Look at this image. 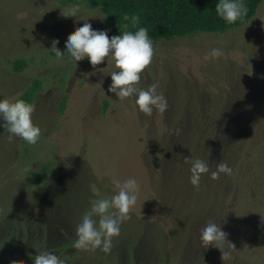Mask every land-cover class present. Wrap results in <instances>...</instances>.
<instances>
[{
	"label": "rangeland",
	"instance_id": "1",
	"mask_svg": "<svg viewBox=\"0 0 264 264\" xmlns=\"http://www.w3.org/2000/svg\"><path fill=\"white\" fill-rule=\"evenodd\" d=\"M72 5L78 15L63 16ZM85 22L122 35L86 0H0V100L14 102L42 82L30 103L42 131L35 145L9 142L0 117V264H34L43 252L71 264H264V0L241 27L154 44L138 87L158 84L168 107L151 117L135 95L121 101L109 91L118 71L111 57L93 68L67 53L69 35ZM213 48L224 57L208 56ZM19 58L27 65L15 71ZM196 159L211 171L226 163L233 175L205 174L197 190ZM113 177L140 185L131 219L110 253L75 249L90 202L115 195ZM209 220L228 234L226 261L219 248L202 247Z\"/></svg>",
	"mask_w": 264,
	"mask_h": 264
},
{
	"label": "clouds",
	"instance_id": "2",
	"mask_svg": "<svg viewBox=\"0 0 264 264\" xmlns=\"http://www.w3.org/2000/svg\"><path fill=\"white\" fill-rule=\"evenodd\" d=\"M216 13L228 24L242 20L248 14V7L243 0H219L216 5ZM80 12L79 5H72L67 10L62 9L65 17L77 16ZM124 20H130L133 27L139 24L140 17L133 15L124 16ZM58 40L53 41L52 48L56 49V57L62 60L64 53L56 45ZM67 53L77 62L85 57L89 58L95 68L105 58L111 57L115 61L118 71L111 72L112 84L109 91L115 93L119 100L136 96V104L139 110L151 117L154 110L164 112L167 110V100L157 93L158 84L153 83L147 89L138 87L141 74L150 67L154 57L153 41L149 37L148 29L138 27L132 31H123L122 35L108 36L107 30H94L90 23L85 22L75 32L69 35L66 41ZM220 48H213L208 56L214 59L224 57ZM205 57V59L208 58ZM35 105L24 100L11 102L9 99L0 100V117L4 120V128L9 133V142L14 137H19L30 145H35L42 135L41 128L34 124L32 114ZM191 184L199 189L203 175L210 173L213 180L220 179L221 174L233 175V170L226 163H219L215 171H211L208 164L203 160L196 159L190 169ZM115 195L111 199H94L90 202V208L76 226L74 247L77 250L96 251L97 249L110 253L113 247L112 241L120 236L122 223L131 219V211L135 207L140 185L135 179L129 178L123 182L115 177L112 178ZM95 191V190H94ZM98 195V193H97ZM115 209V211H109ZM93 217H99L98 221ZM264 218V215H262ZM228 234L221 226L209 220L201 229L200 240L202 247L219 248L222 252V260L230 258V251L223 247ZM229 247L235 249V245L229 242ZM11 264H23V261H12ZM34 264H66L57 254L51 252L39 253L34 257Z\"/></svg>",
	"mask_w": 264,
	"mask_h": 264
},
{
	"label": "trees",
	"instance_id": "3",
	"mask_svg": "<svg viewBox=\"0 0 264 264\" xmlns=\"http://www.w3.org/2000/svg\"><path fill=\"white\" fill-rule=\"evenodd\" d=\"M87 5L99 8L105 14L107 24L115 32L123 34V31H132L138 27L148 29L153 46L161 40H173L181 36H191L198 33H226L232 29L246 24L257 13L263 0H243L249 11L242 20L228 24L215 11L219 0H86ZM138 15L139 24L132 26L130 20L125 21L124 16ZM25 59H16L13 64L15 71L26 67ZM41 80L34 79L31 84L15 100H24L32 103L37 92L41 88ZM64 106V102L62 103ZM108 103L105 101V106ZM2 123V118H0ZM47 165L42 172L35 175L39 181ZM23 264H31L28 260ZM66 264H71L68 260Z\"/></svg>",
	"mask_w": 264,
	"mask_h": 264
}]
</instances>
